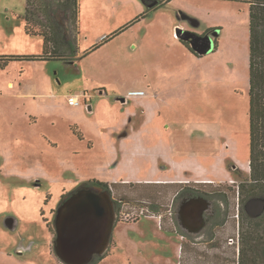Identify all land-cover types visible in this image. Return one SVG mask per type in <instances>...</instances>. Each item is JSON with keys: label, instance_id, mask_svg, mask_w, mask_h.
I'll return each instance as SVG.
<instances>
[{"label": "rangeland", "instance_id": "obj_1", "mask_svg": "<svg viewBox=\"0 0 264 264\" xmlns=\"http://www.w3.org/2000/svg\"><path fill=\"white\" fill-rule=\"evenodd\" d=\"M48 2H52L56 8L59 6L56 0H30L29 21L33 31L49 30ZM26 3L27 0H0V12L3 18L7 19L6 15L12 18L13 14L25 12ZM78 3L80 48L82 45L85 51L101 45L106 38L113 39L80 62L79 67L84 70L82 74L79 67L65 62H50L51 75L62 83L57 88L61 93L75 95L86 88L90 89V93L94 90L96 94L94 87L104 85L113 94L130 91L143 84L150 85L161 76L157 72V63L162 65L161 70L166 66L168 70L175 66L181 73L185 71L186 61L180 49L172 47L171 40L175 38L181 44L186 43V47L195 52V36L207 34V41L211 45L218 40L222 54L237 61L238 82L234 89L240 99L243 100L245 91L249 97V4L222 0H175L150 15L155 4L152 0H78ZM58 16L65 20L62 13H58ZM143 16V21L136 22ZM170 17L176 20L171 34ZM3 22L9 26L7 21ZM70 26L71 34L75 36L76 31ZM176 34H180V37H176ZM205 56L208 59L205 66L209 68L211 60L220 55L207 53L202 57ZM201 65L202 61L197 60L195 67ZM12 66L19 65L14 63ZM21 73V70L15 71V67L0 73V87L3 89L0 96V142L8 137L1 133V129L7 131L15 118L16 113L11 108L20 102L9 96L8 90L3 87L11 77L20 76ZM32 74L26 70L24 78ZM168 76L171 77L170 74ZM224 84L222 91L219 88H194L190 98L181 102L178 114H172L177 122L175 135L189 142L196 140V146L190 143L187 148L185 144L186 153L199 151L200 148L209 153L215 148L211 144L203 146L200 143V140L205 141V137H200L201 132H196L199 126L206 128L204 132H208L209 128L240 132L242 155L247 159L250 106L230 94L232 87ZM215 102H221L226 113H218ZM23 122L27 127L25 118ZM49 122L43 120L40 128H46ZM58 128L61 130L58 134L60 140L70 146V124L61 121ZM193 131L196 135L192 134ZM2 162L0 160L1 165ZM9 165L16 167L18 172L0 175V264H64L57 253L56 219L62 206L61 193L65 188L68 193H75L81 185L92 180L78 185V180L69 174L65 181L56 185L53 179L32 180L27 169L28 162H12ZM226 166L219 172L212 171L211 176L198 177L195 181L190 179V183L128 185L122 181L112 187L111 193L107 192L113 206L111 232L105 249L99 254L104 255V259L96 264H240L243 260L241 254L251 252V235L254 233L259 240L264 238L261 236L264 233L261 231L264 230L261 218L264 195L243 201L238 186L250 180V164L247 162L245 166L248 174L234 161H228ZM186 186L194 188L193 191L178 196L179 188ZM196 192L215 194L209 199L197 197L199 209L192 214L198 220L203 219L204 225L200 231L191 234L177 217L178 210L187 200L185 195L193 198ZM219 198L224 199L223 204L218 201ZM191 207L188 205L187 208L191 211ZM155 215L162 217L165 229L178 231L192 240L204 237L208 243L206 250L213 248L210 254H180L181 243L176 235L159 232L158 221L153 218ZM238 234L239 248L236 247L237 242L234 246L229 244ZM256 245L252 251L260 254L258 246L261 242L257 241ZM218 246L222 247L221 252L215 251Z\"/></svg>", "mask_w": 264, "mask_h": 264}, {"label": "crops", "instance_id": "obj_2", "mask_svg": "<svg viewBox=\"0 0 264 264\" xmlns=\"http://www.w3.org/2000/svg\"><path fill=\"white\" fill-rule=\"evenodd\" d=\"M152 1H155V4L150 15L175 0ZM26 9L22 14H13L12 18L6 15L7 19L3 18L0 12V56L44 54V37L28 34L26 31ZM168 19L169 26H172L169 33L171 34L176 20L173 17ZM3 20L7 21L9 26ZM143 20L144 18L140 21ZM78 31V53L75 60L10 61L5 69L0 70L1 73L15 67V71H22L20 76L11 77L3 87L8 90L9 96L20 102L11 108L16 114L14 113L15 118L8 125L7 131L5 128L1 129V133L8 137L3 138L6 141L0 142V160H3V164H0V175L17 174L16 167L9 165L12 162H28L27 169L34 181L53 179V184L57 185L72 174L78 180V185L86 180H97L115 187L122 181L128 185L190 183V179L195 181L198 177L211 176L212 171L224 170L228 161H234L245 172L247 162L250 164V134H247V159L244 157V160H239L237 143L242 144L240 132L217 128H209L208 132H204L206 128L198 126L196 132H201L200 137H205V141L200 140V143H203V146L211 144L215 147L213 152L209 153L201 148L199 151L186 153L185 144L187 148L190 143L196 146V140L189 142L174 133V130L177 132V122L172 114H178L181 102L190 98L196 87L200 90L219 88L222 91L225 83L227 87H232L230 94L250 106V84L249 97L245 91L243 100L240 99L234 89L238 82L237 61L222 54L219 42L218 48L211 53L220 56L211 60L212 65L209 68L205 66L207 56L197 55L185 44L172 38V47L179 48L186 61L185 71L181 73H178L175 66H171L169 70L166 66L161 70L162 65L157 63V72L161 76H158L156 83L150 85L143 84L133 90L114 92L112 95L104 85L94 87L96 94L94 90L90 93V89L86 88L75 95L61 93L57 88L62 86V83H58L51 75L50 62H65L78 68L87 55L113 39L106 38L101 45L84 51L82 45L80 48V17ZM197 60L202 61V65L195 67ZM14 63L19 66H12ZM79 69L82 74L84 70L80 67ZM26 70L33 72L32 76L24 78ZM2 95L3 89L0 87V96ZM220 95L223 93L220 92ZM71 96L77 97V103L74 105L69 103ZM215 104L218 113L223 114L225 109L221 102ZM46 119L50 122L46 128H40L41 122ZM61 121L70 124V146L63 143L58 136ZM192 134L196 135L194 131ZM68 192L65 188L61 194L66 195ZM196 201L197 199L194 203H188L192 206L191 210L199 209ZM218 201L224 203L222 198ZM159 217L153 216L158 221L159 232L176 235L181 243L180 254H210L213 248L206 250L208 243L204 237L192 240L178 231L165 229ZM203 222V219L198 220L195 216L194 225L187 226L188 231L191 234L197 233L203 228ZM221 249L222 247L218 246L215 251L221 252Z\"/></svg>", "mask_w": 264, "mask_h": 264}, {"label": "trees", "instance_id": "obj_3", "mask_svg": "<svg viewBox=\"0 0 264 264\" xmlns=\"http://www.w3.org/2000/svg\"><path fill=\"white\" fill-rule=\"evenodd\" d=\"M58 7L56 8L52 2H48L47 20L48 31H33L30 26L29 19V3L27 0V9L24 19L27 22L26 31L31 35H41L45 39L44 54L39 56H0V70L5 69L10 61L29 60V61H52L64 60L72 61L78 53V28H79V3L78 0H56ZM169 2L170 0H165ZM244 2L250 6V180L243 182L238 186L239 195L242 200H248L253 197L264 195V0H222ZM58 13L63 14L62 20ZM143 17L137 19L139 22ZM70 24L76 31V35L71 34ZM198 36L201 38L206 37ZM186 44V43H185ZM188 46V44H186ZM218 48V40L214 42V50ZM70 58L71 60H69ZM242 144L237 143V157L244 158L242 155ZM110 185L92 180L81 185L80 189H92L97 192H109ZM77 190V191H78ZM188 190V189H186ZM193 191V190H191ZM198 198H210L215 193L196 192ZM73 193L62 196V203ZM264 226V212L262 214ZM264 232V230H261ZM254 234V233H253ZM252 234V235H253ZM250 239V251L255 249L256 242H261L258 246L260 254L256 252L249 254H241L240 264H264V238L255 236ZM264 237V233L261 235ZM243 239L242 241H244ZM104 259L103 256L96 255L89 264H96Z\"/></svg>", "mask_w": 264, "mask_h": 264}, {"label": "water", "instance_id": "obj_4", "mask_svg": "<svg viewBox=\"0 0 264 264\" xmlns=\"http://www.w3.org/2000/svg\"><path fill=\"white\" fill-rule=\"evenodd\" d=\"M208 36V35H207ZM195 36L194 50L200 55L214 45ZM113 221V206L107 192L80 189L59 208L56 219L57 253L64 264H89L105 249Z\"/></svg>", "mask_w": 264, "mask_h": 264}, {"label": "flooded vegetation", "instance_id": "obj_5", "mask_svg": "<svg viewBox=\"0 0 264 264\" xmlns=\"http://www.w3.org/2000/svg\"><path fill=\"white\" fill-rule=\"evenodd\" d=\"M111 189H112V187L110 188V193H111ZM186 189H188V190H186ZM193 189L190 188V186H186L185 188H181V189L179 188L178 196L180 194H185V193H187V192H189V191H191ZM185 197H187V200L185 201V203L178 210V217L177 218H179L181 220V222L185 224V226H188L189 224H194L195 223V217L193 216V214H195V213H193L194 210H191L190 211V209L187 208L188 207L187 205H188V203H194V200H196L197 197L196 196H193V198H190L187 195H185ZM191 209H192V207H191ZM253 212H254V210H253ZM184 214H185V216H184ZM237 243H238V245L240 247V234H238ZM232 246H234V245H232ZM238 251H239V249H238Z\"/></svg>", "mask_w": 264, "mask_h": 264}, {"label": "built area", "instance_id": "obj_6", "mask_svg": "<svg viewBox=\"0 0 264 264\" xmlns=\"http://www.w3.org/2000/svg\"><path fill=\"white\" fill-rule=\"evenodd\" d=\"M176 37H180V34H179V35L176 34ZM196 54L199 55V56H204V55H200V54L197 53V52H196ZM69 103H70L71 105L76 104V103H77V97H76V96H71V97L69 98ZM142 214H143V212H142ZM159 218L162 219L161 216H160ZM237 238H238V236H237L235 239L232 238V239L229 241V244H230V245H234V244H236V242H237Z\"/></svg>", "mask_w": 264, "mask_h": 264}, {"label": "bare ground", "instance_id": "obj_7", "mask_svg": "<svg viewBox=\"0 0 264 264\" xmlns=\"http://www.w3.org/2000/svg\"><path fill=\"white\" fill-rule=\"evenodd\" d=\"M184 216H185V214H184ZM194 217H195V215H193ZM190 218V217H189Z\"/></svg>", "mask_w": 264, "mask_h": 264}]
</instances>
